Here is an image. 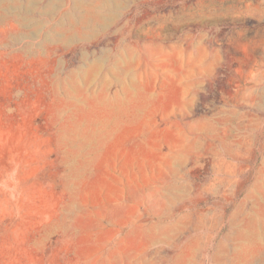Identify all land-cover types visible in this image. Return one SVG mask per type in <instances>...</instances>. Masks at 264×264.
I'll return each instance as SVG.
<instances>
[{
    "label": "rangeland",
    "instance_id": "1",
    "mask_svg": "<svg viewBox=\"0 0 264 264\" xmlns=\"http://www.w3.org/2000/svg\"><path fill=\"white\" fill-rule=\"evenodd\" d=\"M0 264H264V0H0Z\"/></svg>",
    "mask_w": 264,
    "mask_h": 264
}]
</instances>
